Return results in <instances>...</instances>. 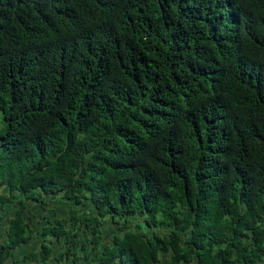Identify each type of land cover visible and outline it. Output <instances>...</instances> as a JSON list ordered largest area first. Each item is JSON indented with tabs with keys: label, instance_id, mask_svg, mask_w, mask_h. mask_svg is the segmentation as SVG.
<instances>
[{
	"label": "trees",
	"instance_id": "16d2710c",
	"mask_svg": "<svg viewBox=\"0 0 264 264\" xmlns=\"http://www.w3.org/2000/svg\"><path fill=\"white\" fill-rule=\"evenodd\" d=\"M0 222V264H264V0H0Z\"/></svg>",
	"mask_w": 264,
	"mask_h": 264
},
{
	"label": "rangeland",
	"instance_id": "374dc122",
	"mask_svg": "<svg viewBox=\"0 0 264 264\" xmlns=\"http://www.w3.org/2000/svg\"><path fill=\"white\" fill-rule=\"evenodd\" d=\"M84 203L79 207H75L72 204H67L64 205L62 203H58L56 200H50L42 209L39 206L34 207V205L31 206V214H30V219L29 223L32 226L33 230H37L38 232L40 231L41 227L45 225L48 222L53 223L55 220H62L66 224H69L70 218L73 215L77 214H91L88 213V202L83 201ZM4 222H0V244L2 243L1 241L5 239L4 236ZM115 229L114 226H110L109 224H102L101 225V234L102 238H105L104 236L106 234H110V232ZM34 233V232H33ZM70 235V234H69ZM35 237V234H34ZM91 239V235L89 233V230H84L81 231L77 237L75 238H65V241L62 242V247L59 246V243H54V245H51V252H50V257L48 259L47 264H71L74 254L77 255L78 260L76 261V264H85V261L82 259V256H85L88 254V250L86 249H81V246H85ZM65 242V244H64ZM89 248V246L87 247ZM39 249V242L38 239L31 244L28 245V247L22 248L18 250L17 252L14 253V258H18L22 256L23 254L27 252H31L34 250ZM69 251L68 258H63L61 260L56 261L55 259H58V254L60 252H66ZM87 256V255H86ZM91 260L92 256L89 255ZM8 264V261L6 262ZM91 264V262H89Z\"/></svg>",
	"mask_w": 264,
	"mask_h": 264
},
{
	"label": "crops",
	"instance_id": "0c3cea01",
	"mask_svg": "<svg viewBox=\"0 0 264 264\" xmlns=\"http://www.w3.org/2000/svg\"><path fill=\"white\" fill-rule=\"evenodd\" d=\"M3 232H4V230H3ZM37 239H38V238L36 237V235H35V237H34V235H33L32 238H31L30 244H31L32 242L36 241Z\"/></svg>",
	"mask_w": 264,
	"mask_h": 264
}]
</instances>
